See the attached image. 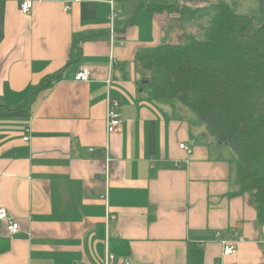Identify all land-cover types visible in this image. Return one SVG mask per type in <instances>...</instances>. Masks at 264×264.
Masks as SVG:
<instances>
[{"label": "crops", "instance_id": "0c3cea01", "mask_svg": "<svg viewBox=\"0 0 264 264\" xmlns=\"http://www.w3.org/2000/svg\"><path fill=\"white\" fill-rule=\"evenodd\" d=\"M22 1L0 0V207L20 226L12 236L0 220V264H187L190 244L202 264H264V223L233 193L235 152L153 99L136 62L204 29L185 28L182 9L208 2L116 0L111 40L105 0H32L25 14ZM80 65L89 80L73 79ZM107 93L123 120L111 134ZM233 231L242 240L222 258L215 234Z\"/></svg>", "mask_w": 264, "mask_h": 264}, {"label": "trees", "instance_id": "16d2710c", "mask_svg": "<svg viewBox=\"0 0 264 264\" xmlns=\"http://www.w3.org/2000/svg\"><path fill=\"white\" fill-rule=\"evenodd\" d=\"M140 2L151 11L173 8L159 0ZM212 6L201 35L184 33L180 42L141 50L136 62L153 99L196 112L203 134L233 149V193L248 192L264 223V23L252 29V20L224 0ZM32 101L33 96L26 105ZM202 255L190 244L187 264H202Z\"/></svg>", "mask_w": 264, "mask_h": 264}, {"label": "built area", "instance_id": "2783aa9c", "mask_svg": "<svg viewBox=\"0 0 264 264\" xmlns=\"http://www.w3.org/2000/svg\"><path fill=\"white\" fill-rule=\"evenodd\" d=\"M65 3V6L68 7L69 2L72 0H62ZM109 4V11H108V21H109V34L111 40L114 38V20L120 14L121 9L116 5V0H105ZM32 4V0H23L20 6L21 11L25 14L29 11ZM113 60H111L110 66L112 65ZM90 78V71L83 65H80L77 69L76 73L74 74L73 79L75 81H87ZM111 80L110 77L106 80V86L109 89ZM119 101L107 93L106 98V114H105V125H106V132L107 134H111L116 132L121 124H122V117L119 113ZM24 140H28L29 137L25 136ZM181 148H185L184 144L180 145ZM187 152H190V149H187ZM113 217V216H112ZM0 220H7V231L9 235H16L20 231L19 223L10 218L5 208L0 207ZM216 239L221 244V257L224 258L226 256L231 255L236 247L237 244L242 240V236L233 231L230 235V238L222 237L220 232H216L215 234ZM111 255L108 256L106 260V264H110L109 259ZM124 264H133L132 262H125ZM216 264H221V262H216Z\"/></svg>", "mask_w": 264, "mask_h": 264}, {"label": "rangeland", "instance_id": "374dc122", "mask_svg": "<svg viewBox=\"0 0 264 264\" xmlns=\"http://www.w3.org/2000/svg\"><path fill=\"white\" fill-rule=\"evenodd\" d=\"M121 1H124V0H121ZM159 1H163V2L172 1L173 2V0H159ZM197 1L199 0H183V2H187V3H196ZM212 1L213 0H205V2H208V4L203 5L201 7L192 5V6H188L187 9L186 8L182 9V13H183L182 20L184 23V27L186 28V23H190L188 24V26H190L189 27L190 32H193V30L198 29L200 25L203 27L204 26L206 27L207 24L209 23L212 10H213L212 4L209 3ZM227 1L232 7L235 8V10L238 13L248 16L252 20V23H253L252 29H255V27L264 23V0H227ZM184 27L180 29L184 30L185 29ZM202 31L203 29L201 31H197L198 33L196 34L201 35ZM181 40L182 39L180 40L174 39L173 41L174 43H177V42H180ZM187 110L190 113H192L194 117L198 118V115L196 114V112L188 108Z\"/></svg>", "mask_w": 264, "mask_h": 264}, {"label": "water", "instance_id": "95a60500", "mask_svg": "<svg viewBox=\"0 0 264 264\" xmlns=\"http://www.w3.org/2000/svg\"><path fill=\"white\" fill-rule=\"evenodd\" d=\"M148 82V80H143L142 83L143 84H146Z\"/></svg>", "mask_w": 264, "mask_h": 264}]
</instances>
